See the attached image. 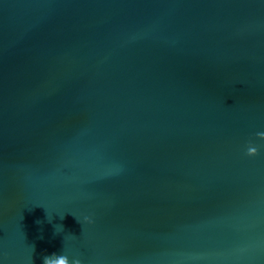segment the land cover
I'll return each mask as SVG.
<instances>
[{
  "label": "water",
  "instance_id": "water-1",
  "mask_svg": "<svg viewBox=\"0 0 264 264\" xmlns=\"http://www.w3.org/2000/svg\"><path fill=\"white\" fill-rule=\"evenodd\" d=\"M262 134L264 0H0V264H264Z\"/></svg>",
  "mask_w": 264,
  "mask_h": 264
},
{
  "label": "clouds",
  "instance_id": "clouds-1",
  "mask_svg": "<svg viewBox=\"0 0 264 264\" xmlns=\"http://www.w3.org/2000/svg\"><path fill=\"white\" fill-rule=\"evenodd\" d=\"M261 136H264V134H262ZM256 154H257V149L255 148V147H253V146H249L248 148H247V152H246V155L248 156V157H254V156H256ZM49 217V216H48ZM77 218V220L79 221V222H81V223H90V221L88 220V218H84L83 220H81V219H79L78 217H76ZM51 218L49 217V220H50ZM61 219H63V215L61 216ZM61 231H63V226L62 225H58L57 226V232H61ZM74 238V237H73ZM43 264H54V261L52 260V259H50V258H48V257H45L44 259H43ZM58 264H67V261L66 260H60L59 262H58ZM72 264H81V262H80V260L79 259H76V260H74L73 262H72Z\"/></svg>",
  "mask_w": 264,
  "mask_h": 264
}]
</instances>
